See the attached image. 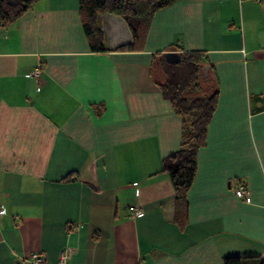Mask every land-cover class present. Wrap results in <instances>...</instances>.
<instances>
[{"label":"crops","instance_id":"crops-1","mask_svg":"<svg viewBox=\"0 0 264 264\" xmlns=\"http://www.w3.org/2000/svg\"><path fill=\"white\" fill-rule=\"evenodd\" d=\"M261 34L264 0H175L154 13L134 50L91 51L79 0H38L0 25V264L35 252L55 264L65 245L73 249L67 264L260 260ZM169 51L201 53L218 90L183 227L172 220L174 190L160 172L183 127L154 59ZM37 64L38 81L28 76ZM238 181L245 199L234 195Z\"/></svg>","mask_w":264,"mask_h":264},{"label":"trees","instance_id":"trees-1","mask_svg":"<svg viewBox=\"0 0 264 264\" xmlns=\"http://www.w3.org/2000/svg\"><path fill=\"white\" fill-rule=\"evenodd\" d=\"M38 0H0V25H8L27 12ZM175 0H79V16L89 47L93 52L105 51L102 34L96 25L98 15L108 13L121 17L131 34L132 43L125 48L134 50L144 43L154 13ZM165 81L162 96L172 111L183 121L181 145L162 160L161 173L169 178L174 190L173 221L183 227L188 218L187 192L197 167V152L205 146L206 130L216 108L218 90L209 80L200 78L202 54L180 55L177 65H167L161 55H155ZM211 82V83H210ZM222 264H264L262 258L226 256Z\"/></svg>","mask_w":264,"mask_h":264},{"label":"water","instance_id":"water-1","mask_svg":"<svg viewBox=\"0 0 264 264\" xmlns=\"http://www.w3.org/2000/svg\"><path fill=\"white\" fill-rule=\"evenodd\" d=\"M96 25L102 34V43L106 50H114L121 46H128L132 43L131 34L125 21L116 15L104 13L96 17ZM260 44H264V35L260 36ZM167 64H177L180 62V55L169 51L162 54ZM210 67L207 64L200 65V78L202 81L209 80ZM16 264H26L24 261L16 260Z\"/></svg>","mask_w":264,"mask_h":264},{"label":"built area","instance_id":"built-area-1","mask_svg":"<svg viewBox=\"0 0 264 264\" xmlns=\"http://www.w3.org/2000/svg\"><path fill=\"white\" fill-rule=\"evenodd\" d=\"M264 55V49H263ZM41 75V65L37 64L31 71L28 72V76L33 78L34 80L38 81ZM234 195L238 198L245 199L246 195L248 194V190L246 185L242 181H238L233 186ZM130 212L134 214L140 215L141 212L136 209L134 206H130L128 209ZM5 213V208L0 203V215ZM78 229L77 224H70L68 225L69 231H75ZM73 252L72 247L69 245H65L59 252L58 260L55 264H67V261ZM26 264H50L48 263L46 256L44 253L35 252L29 255L28 259L26 260Z\"/></svg>","mask_w":264,"mask_h":264},{"label":"rangeland","instance_id":"rangeland-1","mask_svg":"<svg viewBox=\"0 0 264 264\" xmlns=\"http://www.w3.org/2000/svg\"><path fill=\"white\" fill-rule=\"evenodd\" d=\"M171 67H172V65H171Z\"/></svg>","mask_w":264,"mask_h":264}]
</instances>
